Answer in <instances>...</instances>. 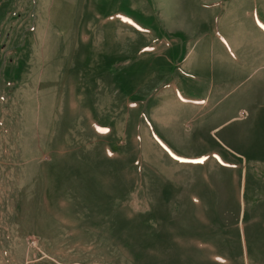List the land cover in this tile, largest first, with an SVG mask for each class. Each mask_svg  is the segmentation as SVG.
<instances>
[{"label": "rangeland", "instance_id": "1", "mask_svg": "<svg viewBox=\"0 0 264 264\" xmlns=\"http://www.w3.org/2000/svg\"><path fill=\"white\" fill-rule=\"evenodd\" d=\"M209 1L0 0V264H264V0Z\"/></svg>", "mask_w": 264, "mask_h": 264}, {"label": "crops", "instance_id": "2", "mask_svg": "<svg viewBox=\"0 0 264 264\" xmlns=\"http://www.w3.org/2000/svg\"><path fill=\"white\" fill-rule=\"evenodd\" d=\"M222 0H212V1H209V2H207V6H209L210 4H220V2H221ZM252 28L253 29H256V30H258V27L254 24V25H252ZM91 58V57H90ZM0 80H1V82H2V84H4V78H2L1 76H0ZM16 80H11L10 81V84L6 81L5 82V84L6 85H8V87H9V89H8V94H7V96H6V99H9V97L11 96V91H15V88L13 87L14 85H13V82H15ZM104 81H106V79L104 78V80H102L101 79V82H104ZM2 107V106H1ZM0 107V108H1Z\"/></svg>", "mask_w": 264, "mask_h": 264}]
</instances>
